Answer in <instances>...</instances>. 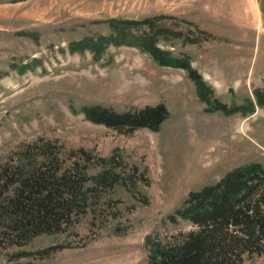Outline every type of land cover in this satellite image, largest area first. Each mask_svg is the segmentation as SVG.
Segmentation results:
<instances>
[{
    "label": "rangeland",
    "instance_id": "1",
    "mask_svg": "<svg viewBox=\"0 0 264 264\" xmlns=\"http://www.w3.org/2000/svg\"><path fill=\"white\" fill-rule=\"evenodd\" d=\"M110 19L141 22L132 29L138 35L152 20L157 46L189 57L211 90L210 104L251 101L253 112L210 110L186 71L160 65L136 47L108 45L99 61L88 51L67 50L70 41L107 35ZM33 58L41 67L18 71ZM256 91L264 94V0L0 3V164L42 137L56 144L63 165L77 161L92 175L101 168L97 158L113 157L126 178L125 185L88 192L87 207L71 211L58 231L21 245L0 242V264H148L147 235L192 229L167 220L190 191L237 166L264 165V105L256 104ZM159 103L168 117L157 131L123 133L81 112L91 104L124 111ZM78 149L91 152V163L69 156ZM84 187L95 186L88 179ZM22 250L33 253L12 257ZM242 264H264V249Z\"/></svg>",
    "mask_w": 264,
    "mask_h": 264
},
{
    "label": "trees",
    "instance_id": "2",
    "mask_svg": "<svg viewBox=\"0 0 264 264\" xmlns=\"http://www.w3.org/2000/svg\"><path fill=\"white\" fill-rule=\"evenodd\" d=\"M18 1L22 0H0V3ZM140 23L110 19L107 35L70 41L67 50L70 53L88 51L94 61H99L108 45L136 47L160 65L186 71L199 98L210 104L211 90L192 68L189 57H174L158 47L152 20L143 22L147 23L148 32L133 33L132 29ZM36 64L41 67V61L33 58L20 65L18 71L34 70ZM255 102L263 106L264 94L256 91ZM209 109L246 115L253 112L254 103L248 101L246 105L229 108L214 100ZM81 112L86 120L123 133L138 128L157 131L168 117L162 103L124 111L91 104L83 106ZM55 145L42 137L23 143L12 153L13 162L0 164V242L14 240L21 245L40 233H54L69 220L71 211L87 207L88 192L125 185L123 169L115 170L113 157L97 158L100 170L88 175L86 166H80L77 161L63 165ZM71 155H77L87 165L91 163V152L78 149L70 151ZM88 179L95 186L89 190L84 187ZM167 220L173 225L187 222L192 229L165 237L147 235L144 243L148 264H242L245 255H260L264 249V165L250 162L237 166L215 182L190 191ZM46 251L38 250L34 254L42 256ZM32 253L22 250L12 257L18 259Z\"/></svg>",
    "mask_w": 264,
    "mask_h": 264
}]
</instances>
